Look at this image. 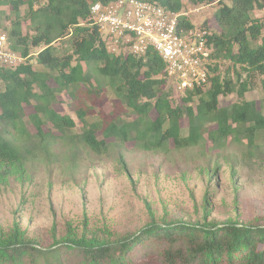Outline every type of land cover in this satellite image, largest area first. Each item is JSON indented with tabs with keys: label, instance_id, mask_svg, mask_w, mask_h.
Segmentation results:
<instances>
[{
	"label": "trees",
	"instance_id": "trees-1",
	"mask_svg": "<svg viewBox=\"0 0 264 264\" xmlns=\"http://www.w3.org/2000/svg\"><path fill=\"white\" fill-rule=\"evenodd\" d=\"M114 1L0 0L12 8L11 49L26 59L34 56L40 66L0 68V188L27 181L30 166L52 159L61 145L73 154L103 155L128 143L146 151L173 144L181 151L231 137L251 147L264 136V109L243 100L250 87L242 80L243 72L264 77V24L254 17L264 0H145L172 12L186 3L217 5L213 21L219 31L202 25L211 33L210 87L185 92L183 106L173 105L165 63L156 53L112 55L90 25L91 6ZM182 24L193 27L185 19ZM218 60L233 62L242 73L235 81L214 76ZM106 86L121 107L109 115L96 105ZM232 94L239 100L221 108L220 98ZM61 95L68 96L78 123L55 109ZM30 106L34 112L28 115ZM0 264H264V224L209 220L207 214L195 222L151 217L135 233L99 238L69 232L47 247L15 224L0 235Z\"/></svg>",
	"mask_w": 264,
	"mask_h": 264
},
{
	"label": "rangeland",
	"instance_id": "rangeland-1",
	"mask_svg": "<svg viewBox=\"0 0 264 264\" xmlns=\"http://www.w3.org/2000/svg\"><path fill=\"white\" fill-rule=\"evenodd\" d=\"M199 7L201 10L189 20L195 25L207 24L212 33L219 31L213 21L217 5L186 3L183 10L192 12ZM21 11L25 15L27 8L23 6ZM254 17L264 24V10H256ZM12 19V8L0 6V34H7ZM27 27L26 22L25 33ZM215 62L218 71L214 76L221 79L235 81L237 72L242 73L229 60ZM26 64L40 69L34 56L24 59ZM242 80L250 87L243 100L254 101L264 109V77L243 72ZM105 92L97 100L98 111L105 115L120 111L111 87L106 86ZM173 93V105L183 106V94ZM238 100L237 94L221 97L220 107ZM55 109L78 123L68 96H59ZM26 111L28 115L34 112L32 106ZM152 118H156L155 112ZM55 152L52 159L31 165L24 183L0 188V235L17 224L47 247L69 232L99 238L135 233L149 224L151 217L195 222L207 214L209 220L264 224V136L251 147L244 138L231 137L220 145L206 139L195 148L181 151L173 144L165 150L146 151L128 143L111 147L103 155L73 154L64 145Z\"/></svg>",
	"mask_w": 264,
	"mask_h": 264
},
{
	"label": "built area",
	"instance_id": "built-area-1",
	"mask_svg": "<svg viewBox=\"0 0 264 264\" xmlns=\"http://www.w3.org/2000/svg\"><path fill=\"white\" fill-rule=\"evenodd\" d=\"M200 10L172 12L145 0H116L93 4L90 25L97 28L112 55L144 57L149 51L156 53L165 63V75L175 94H184L211 84V33L189 20ZM182 19L193 27L186 29ZM24 59L11 49L8 35L0 34V68L16 69Z\"/></svg>",
	"mask_w": 264,
	"mask_h": 264
}]
</instances>
